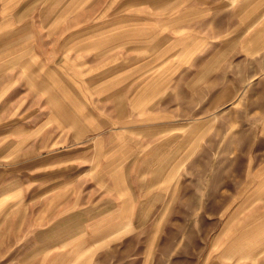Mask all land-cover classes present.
<instances>
[{
    "label": "rangeland",
    "instance_id": "obj_1",
    "mask_svg": "<svg viewBox=\"0 0 264 264\" xmlns=\"http://www.w3.org/2000/svg\"><path fill=\"white\" fill-rule=\"evenodd\" d=\"M52 8L17 7L15 37H0V169L30 161L16 170L15 181L18 189L24 179L31 187L26 198H11L7 181L0 184V264H212L217 259L236 264L238 255L263 260L264 52L251 59L239 46L224 55L219 68L201 71L198 57L185 70L166 72L177 90L182 79L207 80L192 93L191 115L174 121L150 118V133L125 134L123 129L141 118L112 117L104 123L83 115L106 109L120 114V95L128 97L158 71H146L125 91L110 84L113 92L99 101L96 91L109 87L99 82H120L125 72L91 71L89 81L78 76L76 85L72 70L62 68L68 55L53 52L54 39L44 36L42 20L54 13ZM232 87L239 91L232 95ZM80 88L93 94L89 103ZM221 89V101H210ZM168 93L150 113L182 102L179 91L175 102ZM87 121L115 129L104 135L112 139L106 146L115 147L112 157L125 158L127 147L134 151L129 156L135 161L124 171L138 212L123 230L111 226L118 215L73 212L99 202V196L56 198L57 173L65 170L72 178L66 150L99 136L82 133ZM129 137L133 142L124 143Z\"/></svg>",
    "mask_w": 264,
    "mask_h": 264
},
{
    "label": "crops",
    "instance_id": "obj_2",
    "mask_svg": "<svg viewBox=\"0 0 264 264\" xmlns=\"http://www.w3.org/2000/svg\"><path fill=\"white\" fill-rule=\"evenodd\" d=\"M20 6L53 7L50 12L54 13L42 20L45 22L42 27L46 32L44 36L54 39L53 52L68 55L62 68L72 70L71 75L79 87L81 81L76 78L84 76L82 80L89 81L93 75L91 71L120 68L125 72L126 77L120 82H112L111 79L99 82L103 87L109 86L96 91L99 101L106 100L113 92L110 84L125 86V91L129 89L126 88L128 85L131 86L146 71H158V76L139 82L128 97L120 95V114L113 113L116 109H106L83 115L104 119V123L112 117L141 118L138 125L126 126L122 132L125 134L150 133V118L174 121L191 115L192 93L203 83L206 85L207 80L185 78L180 83L182 89L177 90L175 79L166 76V72L185 70L198 57L203 58L198 66L201 71L219 68L218 63L224 55L239 46L251 59L264 52V0H0V37H15L16 14L20 11L17 7ZM161 6L167 7L164 14L160 13ZM48 12V9L44 11L46 14ZM259 39H262V44ZM80 90L89 103L93 94L90 90ZM230 90L233 95L239 88L234 91L232 87ZM167 91L174 102V94L179 91L183 97L182 102L177 99L178 105L171 104L165 107L166 111L150 113V109H155ZM223 93V89L213 91L210 101L220 102ZM73 128L75 134L81 133L80 129L77 131ZM82 130V133H96L99 136L95 141L88 142H81V137L76 136L81 143L66 150V166L71 167L72 178H66L65 170L61 174L57 173L56 187L59 186L60 190L56 198L99 196V202L82 211L73 212L118 215L119 222H113L111 226L123 230L132 214L138 212L131 192L133 187L128 185V175L124 171L135 161L129 156L131 151L134 153L133 148L127 147L125 158L120 160L117 156H111L115 147L106 146L112 139L104 137L110 131L115 132V129L88 122ZM168 130L171 131L170 128ZM145 139L140 138L142 144ZM133 140L129 137L123 142L130 143ZM26 141V138L22 140L24 145ZM16 144L13 143V154L18 148ZM62 154L64 156V152ZM29 162H9L1 167L0 184L7 181L9 197L17 194L26 198L31 191L26 179L23 189H18L15 181L16 170L21 172V166L26 168ZM112 166L117 168L112 170ZM77 205L75 202L72 207ZM237 258L236 264H264V256L263 260L252 256L246 258L244 255H238ZM212 264H220V260Z\"/></svg>",
    "mask_w": 264,
    "mask_h": 264
}]
</instances>
